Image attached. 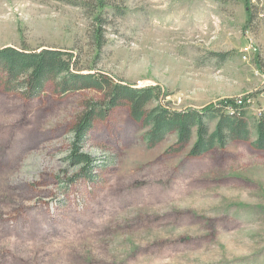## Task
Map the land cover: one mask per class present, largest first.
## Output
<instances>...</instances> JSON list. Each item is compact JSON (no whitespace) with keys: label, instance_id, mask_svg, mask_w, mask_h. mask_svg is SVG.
Wrapping results in <instances>:
<instances>
[{"label":"rangeland","instance_id":"rangeland-1","mask_svg":"<svg viewBox=\"0 0 264 264\" xmlns=\"http://www.w3.org/2000/svg\"><path fill=\"white\" fill-rule=\"evenodd\" d=\"M7 47L67 52L82 73L157 88L177 112L246 100L251 139L200 157L194 138L174 152V134L148 148L120 106L78 144L92 162L76 176L72 129L104 96L0 86V264H264V150L251 147L264 0H0Z\"/></svg>","mask_w":264,"mask_h":264},{"label":"trees","instance_id":"trees-1","mask_svg":"<svg viewBox=\"0 0 264 264\" xmlns=\"http://www.w3.org/2000/svg\"><path fill=\"white\" fill-rule=\"evenodd\" d=\"M99 2L100 0H96ZM100 2L99 7H103ZM100 17L97 16V20ZM100 33L96 31L97 47L101 48ZM71 54L57 49L39 51L3 48L0 50V86L6 91L20 90L25 97L35 98L43 92L46 83H54L56 92L75 93L82 90L96 91L104 96L99 103L87 102L83 113L72 129L71 160L81 167L77 175L89 173L91 160L79 154L78 144L83 141L92 123L102 119L112 109L124 106L129 117L146 129L145 142L154 148L167 136L174 134V152H179L192 141L189 155L200 157L215 148L223 149L229 142H249L251 132L245 120L248 104L236 100L217 102L201 110L177 112L157 105L160 92L155 87L137 88L114 82L105 74L82 73ZM155 105L153 108H148ZM215 121L213 131L209 123ZM257 136L251 147L264 150V117L257 120Z\"/></svg>","mask_w":264,"mask_h":264},{"label":"built area","instance_id":"built-area-1","mask_svg":"<svg viewBox=\"0 0 264 264\" xmlns=\"http://www.w3.org/2000/svg\"><path fill=\"white\" fill-rule=\"evenodd\" d=\"M241 101H238V103H240Z\"/></svg>","mask_w":264,"mask_h":264}]
</instances>
